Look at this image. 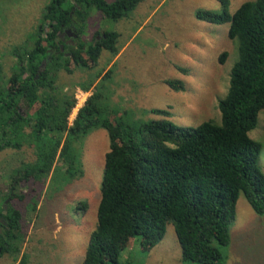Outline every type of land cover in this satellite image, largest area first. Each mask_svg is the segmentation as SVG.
I'll return each mask as SVG.
<instances>
[{
	"label": "trees",
	"instance_id": "16d2710c",
	"mask_svg": "<svg viewBox=\"0 0 264 264\" xmlns=\"http://www.w3.org/2000/svg\"><path fill=\"white\" fill-rule=\"evenodd\" d=\"M141 1L50 0L35 26L32 46L14 49L11 74L6 75L0 63V154L28 145L35 155L17 167V176L10 175L7 191L0 197V256L20 251L11 242L20 228L21 213L11 201H23L25 194L18 192L21 182L64 168L70 140L94 125L106 130L109 148L96 225L81 264L115 262L136 236L140 247L150 250L162 239L167 222L174 225L182 260L220 264L222 249L230 243L239 194L256 214H264V175L257 163L261 145L248 136L264 109V0L244 1L233 14L228 0H219V13L195 12L197 19L229 22L228 36L237 43L227 91L218 103L220 123L177 125L167 118L166 109H156L165 116L142 122L136 129L100 119L104 94L99 83L111 76V68L95 74L101 79L98 84L93 86V80L80 84L90 94L69 123L76 103L74 88L64 91L56 85L59 70H91L102 50L113 57L119 51L116 30L96 31L99 40L95 36L87 43L80 40L90 9L117 21ZM71 24L78 34L74 45L61 43L66 55L49 54V46L57 48L56 34ZM225 56L221 53V62ZM164 82L174 90L184 89L180 80ZM5 199L7 213L3 214Z\"/></svg>",
	"mask_w": 264,
	"mask_h": 264
},
{
	"label": "rangeland",
	"instance_id": "374dc122",
	"mask_svg": "<svg viewBox=\"0 0 264 264\" xmlns=\"http://www.w3.org/2000/svg\"><path fill=\"white\" fill-rule=\"evenodd\" d=\"M49 1L0 0V63L6 75L11 74L14 49L32 46L35 26ZM244 1L249 0H228L229 13L233 14ZM198 9L219 13L221 5L219 0H142L128 16L117 21L91 8L80 40L87 43L96 31L116 30L119 51L113 57L102 50L97 66L91 70H59L56 85L64 91L74 88L75 96L77 90L85 91L81 83L93 80L94 86L101 80L95 74L111 68V76L99 83L104 94L99 103L100 119L121 121L136 129L142 122L165 116L156 109H166L167 118L177 125L196 126L205 120L220 123L218 103L227 91L230 70L237 59V43L228 36L229 22L197 19ZM223 52L226 56L221 62ZM165 79L180 80L184 89L170 88ZM87 92L85 100L90 94ZM75 115L70 114L69 123ZM248 136L261 145L257 163L264 175V109L258 112L257 124ZM108 148L106 130L94 125L70 140V149L62 160L64 168L21 182L18 192L25 194L23 201H11L21 213L20 228L11 242L20 251L2 254L0 264L83 262L96 225ZM34 158L33 148L28 145L20 150L5 149L0 154V197L7 191L10 175L17 176V167ZM222 253L220 264H264V214H256L242 193L230 225V243ZM104 264L199 263L181 259L174 225L167 222L162 239L150 250H143L136 236L120 250L115 262Z\"/></svg>",
	"mask_w": 264,
	"mask_h": 264
},
{
	"label": "flooded vegetation",
	"instance_id": "af4514ba",
	"mask_svg": "<svg viewBox=\"0 0 264 264\" xmlns=\"http://www.w3.org/2000/svg\"><path fill=\"white\" fill-rule=\"evenodd\" d=\"M77 35L78 34L74 24L62 27V29L55 36V42L57 44V48L49 46L47 48L49 54L52 53L58 54L60 52H63L65 54L64 47L62 46L61 43H63L65 46H72L74 45V40L77 38ZM95 39L99 40L100 34H96Z\"/></svg>",
	"mask_w": 264,
	"mask_h": 264
},
{
	"label": "built area",
	"instance_id": "2783aa9c",
	"mask_svg": "<svg viewBox=\"0 0 264 264\" xmlns=\"http://www.w3.org/2000/svg\"><path fill=\"white\" fill-rule=\"evenodd\" d=\"M87 93H88L87 91H83V90H77V92L75 93L76 103L74 104V107L72 108V112H71L73 115H75L77 110L84 104Z\"/></svg>",
	"mask_w": 264,
	"mask_h": 264
},
{
	"label": "water",
	"instance_id": "95a60500",
	"mask_svg": "<svg viewBox=\"0 0 264 264\" xmlns=\"http://www.w3.org/2000/svg\"><path fill=\"white\" fill-rule=\"evenodd\" d=\"M44 63H41V66H43ZM7 203H8V199L4 200V203L2 204V209H3V214L7 213Z\"/></svg>",
	"mask_w": 264,
	"mask_h": 264
}]
</instances>
